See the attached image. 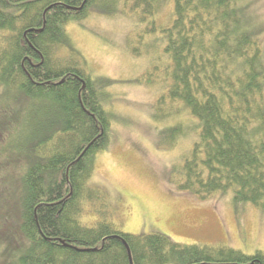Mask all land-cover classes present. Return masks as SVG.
<instances>
[{
  "label": "trees",
  "instance_id": "trees-1",
  "mask_svg": "<svg viewBox=\"0 0 264 264\" xmlns=\"http://www.w3.org/2000/svg\"><path fill=\"white\" fill-rule=\"evenodd\" d=\"M173 1L174 21L165 30L170 63L160 79L153 75L157 67L139 78L167 86L156 105L159 120L168 118L171 101L201 127L169 181L202 201L232 192L237 210L252 204L264 212L261 42L247 28L239 0ZM119 3L146 23L161 0H0V183L6 164L15 170L22 163V186L10 213L20 217V226L9 234L7 224L0 264H131L129 255L133 264H264L262 252L181 245L158 233L124 234L107 220L93 227L81 222L85 203L108 206L105 192L89 181L97 156L111 145L102 105L111 81L87 73L67 27L92 10L113 16ZM5 227L3 222L0 231ZM6 254L13 260L1 263Z\"/></svg>",
  "mask_w": 264,
  "mask_h": 264
},
{
  "label": "rangeland",
  "instance_id": "rangeland-1",
  "mask_svg": "<svg viewBox=\"0 0 264 264\" xmlns=\"http://www.w3.org/2000/svg\"><path fill=\"white\" fill-rule=\"evenodd\" d=\"M239 5L244 8L247 28L261 42L264 62V0H239ZM124 11L128 10L122 3L113 16L92 10L87 19L67 27L71 44L87 61V73L111 81L102 100L111 121V145L97 156L89 181L105 192L108 206L85 203L81 222L93 227L107 220L124 234L158 233L181 245L232 248L246 255L264 253L263 211L252 204L237 210L232 192L202 201L169 181L173 167L182 166L191 154L201 127L188 109L171 101L165 108L168 118L159 120L156 105L167 86L156 80L143 84L139 78L157 67L159 72L153 75L160 79L170 63L165 30L174 21V1L161 0L158 12L146 23ZM151 21L156 29L152 30ZM131 44L138 53L131 50ZM67 54L63 49L62 55ZM174 128L178 130L173 134ZM172 143L171 149L164 148ZM4 144L1 136L0 147ZM6 167L0 183V225L6 222V227L0 231V242L6 238L8 223L9 234L18 232L20 226V217L10 213L22 186V163L15 170ZM10 173L13 177L6 179ZM4 259L1 263L13 257L6 254Z\"/></svg>",
  "mask_w": 264,
  "mask_h": 264
},
{
  "label": "water",
  "instance_id": "water-1",
  "mask_svg": "<svg viewBox=\"0 0 264 264\" xmlns=\"http://www.w3.org/2000/svg\"><path fill=\"white\" fill-rule=\"evenodd\" d=\"M130 254V253H129ZM130 256V262H131V264H133V261H132V259H131V255H129Z\"/></svg>",
  "mask_w": 264,
  "mask_h": 264
}]
</instances>
